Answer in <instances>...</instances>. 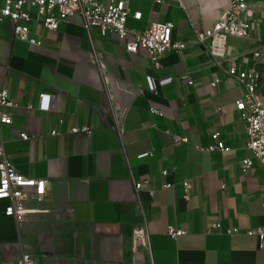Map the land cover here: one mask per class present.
<instances>
[{"label": "crops", "instance_id": "1", "mask_svg": "<svg viewBox=\"0 0 264 264\" xmlns=\"http://www.w3.org/2000/svg\"><path fill=\"white\" fill-rule=\"evenodd\" d=\"M127 1L129 29L144 32L152 23L173 22V38L187 48L167 53L157 69L146 50L128 53L117 35L87 28L80 14L49 30L31 8L29 26L40 46L17 39L11 20L0 21V90L7 88L18 105L0 108L13 120L2 125L6 154L23 175L48 180L44 199L27 201L20 228L0 201V264L23 252L36 264H264L259 239L246 234L264 226L263 166L254 159L242 169L243 160L253 158L235 106L246 89L215 65L195 33L212 27L232 0ZM4 5L0 0V12ZM252 6L249 37H228L224 67L255 65L251 51L264 45V0ZM94 51L109 70L108 89ZM216 76L222 80L213 87ZM41 94L52 96L47 112L39 109ZM83 126L93 129L92 136L72 133ZM57 128L61 134L53 136ZM216 132L224 149L199 150L218 142ZM149 152L153 156L139 158ZM145 179L140 209L134 182ZM185 180L192 183L190 201L183 198ZM166 182L174 186L164 188ZM210 222L221 228L209 232ZM170 226L187 233L172 238ZM231 227L240 233L227 234ZM141 228L149 243L137 247Z\"/></svg>", "mask_w": 264, "mask_h": 264}, {"label": "built area", "instance_id": "2", "mask_svg": "<svg viewBox=\"0 0 264 264\" xmlns=\"http://www.w3.org/2000/svg\"><path fill=\"white\" fill-rule=\"evenodd\" d=\"M253 0H232L230 8L224 12L221 18L210 28L195 29L197 42L205 47L211 56L215 65L221 68L230 78H235L238 83L245 87L246 93L240 100L236 101V109L242 112L245 119V128L247 134V148L253 152V158H247L242 162L243 171L249 170L254 163V159L260 161L264 169V99L260 96L263 83L264 67V45L254 51H251L255 60L254 67L250 69H239L236 63H230L227 67L223 66L225 60H230L228 54V37L236 36L248 38L251 30V23L255 20ZM31 8H35L37 19L41 20L44 26L49 30H56L61 21L68 20L75 14H80L87 28H97L103 35L113 33L124 42L125 49L130 54H137L141 49L148 52V55L155 68H160L161 59L169 52L181 51L187 48V44L175 40L173 31L175 25L173 22L152 23L144 31L131 30L127 27V19L131 15V10L127 0H111L104 4L99 0H5V5L0 12V21L11 20L14 25L15 37L21 41L32 45H42L43 42L37 38L29 23L34 21ZM135 18L141 19L142 12L133 14ZM248 52L243 53L247 55ZM94 58L97 68L100 72L104 86L108 89L111 77L103 56L94 51ZM189 74H184L183 79H189ZM222 80L216 76L211 82V86H216ZM192 85L193 81L190 80ZM51 95L41 94L39 109L49 111L51 108ZM16 102L11 98L7 88L0 90V108L15 109ZM153 114L160 113L156 108H152ZM115 127L122 137L124 128L118 117L115 115ZM12 114L9 111H0V201L4 200L7 205L4 214L13 218L18 228L25 221L27 216V201L34 198L41 202L47 192L48 180L44 178L27 177L20 173L7 157L5 145L2 138V125L12 123ZM72 133H84L92 136L93 129L89 126L81 128L75 127ZM53 136L61 134L57 128L51 133ZM218 140L216 144L208 147L197 146L201 151L223 150L224 143L221 141V133L216 132L213 135ZM21 138L29 140L27 133H22ZM177 142H188L185 136H175ZM153 156V152L145 153L139 156L140 159ZM169 169H164V176L170 175ZM149 180L134 182V190L137 206L142 209L141 192ZM185 201H190L192 183L188 180L182 182ZM172 182H166L164 188H172ZM223 187H225L223 185ZM155 194L150 191L151 197ZM219 222H210L208 231L219 230ZM168 235L172 238L184 236L187 232L183 229H177L173 226L168 228ZM229 235L240 233L238 227H231L226 231ZM248 236L259 239V248L264 250V226H258L246 231ZM148 235L145 228H141L136 233V244L139 246L148 245ZM1 264H36L30 254L25 252L12 261H5Z\"/></svg>", "mask_w": 264, "mask_h": 264}, {"label": "rangeland", "instance_id": "3", "mask_svg": "<svg viewBox=\"0 0 264 264\" xmlns=\"http://www.w3.org/2000/svg\"><path fill=\"white\" fill-rule=\"evenodd\" d=\"M261 94L264 95V79H263V83H262V87H261Z\"/></svg>", "mask_w": 264, "mask_h": 264}]
</instances>
